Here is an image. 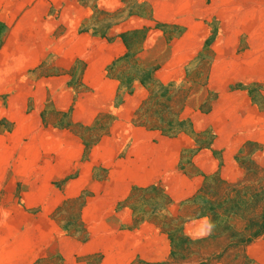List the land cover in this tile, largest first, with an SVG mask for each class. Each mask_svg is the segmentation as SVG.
Here are the masks:
<instances>
[{
  "label": "crops",
  "instance_id": "crops-1",
  "mask_svg": "<svg viewBox=\"0 0 264 264\" xmlns=\"http://www.w3.org/2000/svg\"><path fill=\"white\" fill-rule=\"evenodd\" d=\"M121 1L98 0L97 4L100 10L112 13L122 7ZM148 2L155 5L152 0ZM241 4L239 0H222V18L218 17L222 25L215 45L222 48L225 57L233 59L245 55L237 52L243 32H248L249 38L256 42L257 39L264 41V32L256 35L257 29L251 32V27L242 23ZM185 7L179 2L162 1L152 8L153 19L184 25L178 17L188 14ZM201 8L208 12L210 6L202 1ZM249 8L250 13L264 9V0H251ZM92 13V9L78 0H0V25L3 27L0 104L6 103L1 109L13 123L11 131L5 132L1 141L16 145L30 141L41 143L45 137L52 136L57 142H64L66 132L59 128H107L86 156L85 146L75 134L71 140L73 144L67 142L66 148L72 151V155H68L70 160L85 159L79 165L87 164L92 169L104 158L115 162L107 169L109 180L102 191L104 197L113 195L110 207L115 208V214L96 217L95 221L82 218L88 227V238L76 240L77 252L75 250L66 259H70L69 264H88L91 255L96 254L99 257L94 264L163 263L170 260L172 250L165 222L178 223L183 235L192 240L208 238L209 220L199 215L194 195L206 177L218 173L222 180L237 183L244 176V169L235 161V153L218 159L210 149L195 150L196 143L190 136H167L138 121V111L151 95V83L177 87L193 79V75H185V72L198 53L194 42L149 30L158 41L148 38L130 49L127 33L151 25L148 18L128 15L102 36L88 28ZM201 32L204 38L207 28L201 27ZM263 41H260L261 47H264ZM128 54L138 68L151 69V82L141 81L138 75H131L126 82L129 76L121 75L124 68L121 63ZM254 68L253 65L249 72ZM217 77V81L200 91L196 113L192 116L195 130L210 126L264 127V113L246 90L249 85L256 84L264 88V75ZM211 88L219 99L212 103L211 111L204 114L198 107ZM230 133L226 135L232 137L233 143L241 141ZM12 150L8 151L9 158ZM44 157L43 149L36 151L35 159ZM259 157L252 156L256 165L264 166ZM62 158L59 156L58 160ZM62 169L60 167L58 174ZM156 185L166 196V204L159 214L163 220L152 215L138 220L129 205L116 211L118 202L130 198L134 189ZM13 199L14 194L9 190L0 195L1 201ZM1 239L7 240L8 249L0 252V264H17L15 254H10V235L0 238V249H4L6 242ZM242 248L248 264H264V234Z\"/></svg>",
  "mask_w": 264,
  "mask_h": 264
},
{
  "label": "rangeland",
  "instance_id": "rangeland-1",
  "mask_svg": "<svg viewBox=\"0 0 264 264\" xmlns=\"http://www.w3.org/2000/svg\"><path fill=\"white\" fill-rule=\"evenodd\" d=\"M78 1L93 11L88 28L102 36L112 25L128 15L136 14L142 18H148L151 25L127 33L126 39L131 44L130 49H134L148 38L158 41L149 30L160 31L165 36L185 37L184 41H193L198 47V53L185 72V75H193V79L177 87L151 83V95L138 111L139 123L151 126L152 129L159 130L167 136L176 137L179 134L190 136L196 143L195 150L201 147L210 149L218 159H222L226 154L235 153L234 159L244 169V176L237 183L224 181L227 184H236L238 190L264 177L263 171L257 169L254 173L247 168V159L252 156L260 155V160L264 162V127L246 129L242 126L229 129L223 126L219 128L210 126L196 131L192 121V116L196 113L195 105L200 100V91H204L210 82L217 81V75H253V73L264 75V47L259 45L263 40L257 39L256 42L255 39L249 38L248 32H243L238 41L237 52L239 55H245L238 56L237 59L225 57L222 48L215 45L220 25H222L219 19L222 18L220 14L222 0H152L155 5L148 0H122V7L112 13L100 10L97 2L94 8L92 5L94 0H89L87 5ZM162 1L172 4L179 2L180 5L187 6L185 10L188 14L178 17L180 21H184V25L164 23L162 20L153 19L152 8L158 7ZM202 1L210 6L208 12L201 8ZM239 1L240 4L242 3L240 11L244 13L242 23L246 27L250 26L251 32L257 29L256 35L264 32V9L258 8L250 13L251 0ZM188 6L192 8L189 10ZM161 17L165 20L169 19L168 16ZM201 27L203 30L207 28L204 38L201 36ZM2 31L3 27L0 25V46ZM160 46L163 49L161 44ZM249 61L251 64L248 63ZM253 65L255 68L250 73L249 69H252ZM121 66L124 67L121 75L129 76L126 82L130 81L131 75L140 76L143 82H151V69L138 68L131 54L126 56ZM246 90L252 102L264 113V94H262L264 88L256 84L249 85ZM218 99V94L211 88L205 100L200 103L198 110L204 114L209 113L212 103ZM3 104H0V195L3 196L5 190H9L13 192L14 199L12 201L0 200V238H7L10 235L12 241L9 248L10 254H15L17 264H64L65 262L69 264L70 259H66V256L70 257L77 249L75 241L79 239L85 241L88 238L86 235L88 227L82 218L95 221L96 217H109L115 214V208L110 207L111 195L107 198L102 193L109 180L106 174L107 169L115 162L104 158V160L97 161V165H94L92 169L87 164L79 165L85 162V159L70 160L68 155L72 151L66 148L67 142L70 145L73 144L71 140H74L73 135L75 134L82 140L86 149L84 156H86L90 147L96 144L108 129L104 127L59 128V131L65 130L66 132L62 143L57 142L56 137L48 136L41 143L30 141L29 144H9L1 141L5 132H10L13 127V123L1 109L6 107V103ZM228 132L241 141L233 143L232 137L226 135ZM216 140L220 142L214 143ZM11 149H13V154L9 158L8 151ZM40 149L44 150L45 157L35 159L36 151ZM59 156L63 158L58 160ZM60 167L64 170L62 169L63 172L58 174ZM262 167L264 166L260 168ZM81 170L82 174H80ZM230 174L231 169H229ZM227 190L228 188L224 186L221 188V193ZM165 204L166 196L156 185L134 189L130 198L118 202L116 211L129 205L136 212L138 220L148 215L163 220L159 214ZM233 224L237 229L243 227V222L239 218H234ZM164 225L169 236L174 234L178 227L182 228L176 222L168 223L167 221ZM1 240L6 242L4 249H0V252H4L8 249L7 240ZM190 240L191 244L177 241V247L172 245V250L177 256L174 258L170 253V260L158 264H248L242 247L229 248L222 254L226 242L222 238L213 237L211 229L208 238ZM181 256L185 258L180 259ZM98 257L96 254L91 255L88 264L97 262ZM133 264L149 263L134 261Z\"/></svg>",
  "mask_w": 264,
  "mask_h": 264
},
{
  "label": "trees",
  "instance_id": "trees-1",
  "mask_svg": "<svg viewBox=\"0 0 264 264\" xmlns=\"http://www.w3.org/2000/svg\"><path fill=\"white\" fill-rule=\"evenodd\" d=\"M80 1L85 5L90 2L89 0ZM97 1L92 2L94 8ZM247 160V168L250 172L256 173L259 169L264 173V167H258L251 157ZM249 184L250 186L238 190L236 184H227L216 173L205 178L202 187L193 197L194 204L198 206L199 215L209 220L211 235L225 240L222 254L229 248L244 247L264 234V177ZM224 186L228 190L221 193V188ZM234 218L242 220L241 229L234 226ZM170 240L174 247H177V241L192 243L183 235L182 228L179 227L174 234H170ZM171 254L174 258L177 256L173 250ZM184 258L180 257V259Z\"/></svg>",
  "mask_w": 264,
  "mask_h": 264
}]
</instances>
